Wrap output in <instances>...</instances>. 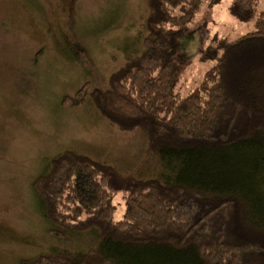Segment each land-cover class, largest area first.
Returning a JSON list of instances; mask_svg holds the SVG:
<instances>
[{
  "label": "trees",
  "instance_id": "trees-1",
  "mask_svg": "<svg viewBox=\"0 0 264 264\" xmlns=\"http://www.w3.org/2000/svg\"><path fill=\"white\" fill-rule=\"evenodd\" d=\"M218 1L145 0L139 52L126 53L105 86L86 81L63 96L64 107L89 98L111 126L140 131L146 147L126 172L71 149L53 156L32 186L48 234L63 243L18 264H264L259 0H232L231 15L253 29L208 46L203 58L214 63L176 90L181 38L202 3Z\"/></svg>",
  "mask_w": 264,
  "mask_h": 264
},
{
  "label": "rangeland",
  "instance_id": "rangeland-1",
  "mask_svg": "<svg viewBox=\"0 0 264 264\" xmlns=\"http://www.w3.org/2000/svg\"><path fill=\"white\" fill-rule=\"evenodd\" d=\"M144 1L0 0V264L63 243L48 234L32 186L53 156L71 149L124 172L142 158L140 131L111 126L89 98L70 107L60 101L86 81L105 86L125 54L139 52ZM231 2H203L181 38L178 92L194 87L214 63L203 58L208 46L253 29L231 15ZM113 203L118 220L125 210L120 192Z\"/></svg>",
  "mask_w": 264,
  "mask_h": 264
}]
</instances>
